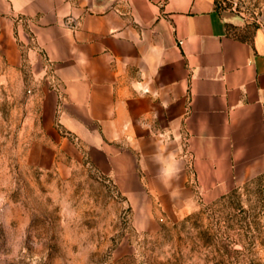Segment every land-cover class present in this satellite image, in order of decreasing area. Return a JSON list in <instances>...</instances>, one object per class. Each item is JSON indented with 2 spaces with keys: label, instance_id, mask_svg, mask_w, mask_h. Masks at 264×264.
<instances>
[{
  "label": "crops",
  "instance_id": "1",
  "mask_svg": "<svg viewBox=\"0 0 264 264\" xmlns=\"http://www.w3.org/2000/svg\"><path fill=\"white\" fill-rule=\"evenodd\" d=\"M241 26L217 0H0L9 61L20 42L51 71L50 125L135 192L191 204L264 172V18Z\"/></svg>",
  "mask_w": 264,
  "mask_h": 264
},
{
  "label": "rangeland",
  "instance_id": "2",
  "mask_svg": "<svg viewBox=\"0 0 264 264\" xmlns=\"http://www.w3.org/2000/svg\"><path fill=\"white\" fill-rule=\"evenodd\" d=\"M217 3L242 35L264 18ZM19 44L13 64L0 40V264H264V172L213 201L135 192L50 125L51 71Z\"/></svg>",
  "mask_w": 264,
  "mask_h": 264
}]
</instances>
